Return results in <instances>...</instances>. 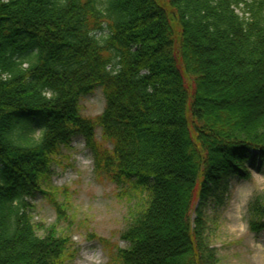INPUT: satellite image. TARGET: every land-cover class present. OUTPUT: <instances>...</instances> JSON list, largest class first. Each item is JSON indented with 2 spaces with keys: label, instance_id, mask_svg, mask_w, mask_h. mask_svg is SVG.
<instances>
[{
  "label": "trees",
  "instance_id": "obj_1",
  "mask_svg": "<svg viewBox=\"0 0 264 264\" xmlns=\"http://www.w3.org/2000/svg\"><path fill=\"white\" fill-rule=\"evenodd\" d=\"M97 89L105 111L86 118ZM78 138L139 197L114 261L218 264L202 206L264 174V0H0V264L73 257L29 200ZM248 213L263 233L264 202Z\"/></svg>",
  "mask_w": 264,
  "mask_h": 264
},
{
  "label": "rangeland",
  "instance_id": "obj_2",
  "mask_svg": "<svg viewBox=\"0 0 264 264\" xmlns=\"http://www.w3.org/2000/svg\"><path fill=\"white\" fill-rule=\"evenodd\" d=\"M79 104L81 114L94 119L105 111L106 98L97 89ZM227 183L222 207L202 206L208 244L218 264H264V232L250 231L248 213L253 200L264 202V174L252 171L249 180L233 177ZM46 190L51 192L49 197L29 200L38 235L45 237L53 230L58 237L68 238L73 257L67 264H119L112 256L119 248L129 247L122 235L138 209L139 197L125 195L97 175L94 157L83 139H76L56 159Z\"/></svg>",
  "mask_w": 264,
  "mask_h": 264
}]
</instances>
